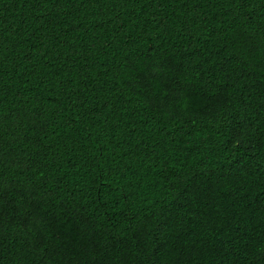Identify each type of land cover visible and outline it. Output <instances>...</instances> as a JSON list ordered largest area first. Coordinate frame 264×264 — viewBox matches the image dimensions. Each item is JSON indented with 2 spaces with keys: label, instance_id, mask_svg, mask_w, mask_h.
<instances>
[{
  "label": "trees",
  "instance_id": "16d2710c",
  "mask_svg": "<svg viewBox=\"0 0 264 264\" xmlns=\"http://www.w3.org/2000/svg\"><path fill=\"white\" fill-rule=\"evenodd\" d=\"M0 264H264V0H0Z\"/></svg>",
  "mask_w": 264,
  "mask_h": 264
}]
</instances>
